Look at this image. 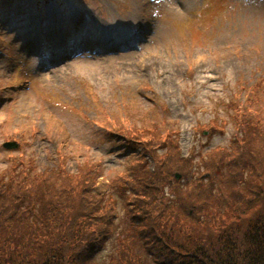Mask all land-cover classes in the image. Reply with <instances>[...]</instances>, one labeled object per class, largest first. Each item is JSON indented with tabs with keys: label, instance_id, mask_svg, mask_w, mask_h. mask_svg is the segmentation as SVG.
<instances>
[{
	"label": "rangeland",
	"instance_id": "obj_1",
	"mask_svg": "<svg viewBox=\"0 0 264 264\" xmlns=\"http://www.w3.org/2000/svg\"><path fill=\"white\" fill-rule=\"evenodd\" d=\"M2 3L0 168L21 154L53 165L63 145L75 150L70 170L85 157L98 164L105 190L140 149L99 124L161 125L178 134L184 156L230 146L239 103H254L248 111L264 126V0ZM213 121L223 127L210 133ZM8 128L25 134L23 148L3 146ZM118 202L117 232L96 256L100 264L121 260L128 222ZM133 250L142 264H159L144 248Z\"/></svg>",
	"mask_w": 264,
	"mask_h": 264
},
{
	"label": "trees",
	"instance_id": "obj_2",
	"mask_svg": "<svg viewBox=\"0 0 264 264\" xmlns=\"http://www.w3.org/2000/svg\"><path fill=\"white\" fill-rule=\"evenodd\" d=\"M249 103L236 101L241 115L230 146L207 155L194 148L184 156L178 134L155 123L99 124L140 149L105 190L98 164L85 157L70 170L75 150L63 145L43 168L25 154L11 156L0 168V264H100L96 256L117 232L118 199L128 227L115 264H142L133 246L159 264H264V126ZM210 125V133L223 127ZM19 132L8 128L5 137L23 148Z\"/></svg>",
	"mask_w": 264,
	"mask_h": 264
},
{
	"label": "water",
	"instance_id": "obj_3",
	"mask_svg": "<svg viewBox=\"0 0 264 264\" xmlns=\"http://www.w3.org/2000/svg\"><path fill=\"white\" fill-rule=\"evenodd\" d=\"M3 146L7 149H16L19 147V143L16 140L13 141H6L4 142ZM177 178H181V174L177 173Z\"/></svg>",
	"mask_w": 264,
	"mask_h": 264
}]
</instances>
